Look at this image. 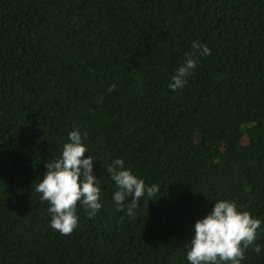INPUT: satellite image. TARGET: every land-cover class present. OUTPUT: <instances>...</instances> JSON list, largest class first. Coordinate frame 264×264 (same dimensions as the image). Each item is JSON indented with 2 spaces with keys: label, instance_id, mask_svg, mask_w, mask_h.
<instances>
[{
  "label": "trees",
  "instance_id": "1",
  "mask_svg": "<svg viewBox=\"0 0 264 264\" xmlns=\"http://www.w3.org/2000/svg\"><path fill=\"white\" fill-rule=\"evenodd\" d=\"M193 41L211 54L172 90ZM74 128L101 208L62 235L35 185ZM117 158L161 189L133 215ZM223 199L262 221L241 264H264V0H0V264H189Z\"/></svg>",
  "mask_w": 264,
  "mask_h": 264
},
{
  "label": "clouds",
  "instance_id": "2",
  "mask_svg": "<svg viewBox=\"0 0 264 264\" xmlns=\"http://www.w3.org/2000/svg\"><path fill=\"white\" fill-rule=\"evenodd\" d=\"M191 47L192 51L186 53L185 63L177 68L172 77L169 84L172 90L185 86L186 77L197 67V56L211 54L207 45L198 41H193ZM68 135L69 142L63 145L61 156L45 164L46 172L35 185L41 201L49 204L51 227L62 235L71 234L77 227L78 204L88 212L89 218H93L101 208V186L93 171L95 160L90 155L85 156L88 148L83 141L88 134L85 132L82 135L79 128H74ZM105 170L118 189L113 194L117 211L123 210L129 197V215H133L138 201L145 195L148 201L159 197L160 186L146 184L130 168H125L122 158L114 159ZM261 223L249 211L238 209L234 201H216L210 212L195 222V235L186 256L189 264H241L247 249L257 239ZM254 250L259 253L261 246L255 245Z\"/></svg>",
  "mask_w": 264,
  "mask_h": 264
}]
</instances>
